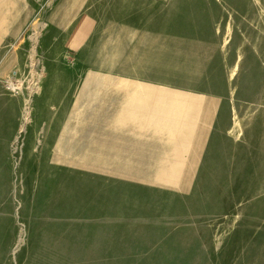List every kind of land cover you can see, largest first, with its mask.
Masks as SVG:
<instances>
[{
    "label": "rangeland",
    "instance_id": "374dc122",
    "mask_svg": "<svg viewBox=\"0 0 264 264\" xmlns=\"http://www.w3.org/2000/svg\"><path fill=\"white\" fill-rule=\"evenodd\" d=\"M148 81L215 98L191 181ZM263 114L264 0H0V264H264Z\"/></svg>",
    "mask_w": 264,
    "mask_h": 264
},
{
    "label": "crops",
    "instance_id": "0c3cea01",
    "mask_svg": "<svg viewBox=\"0 0 264 264\" xmlns=\"http://www.w3.org/2000/svg\"><path fill=\"white\" fill-rule=\"evenodd\" d=\"M192 70L196 72L197 67L192 68ZM253 79L254 77L252 74L249 78H246L245 84L247 85V91L251 90L250 86L253 88ZM149 85L152 87V90L156 91L155 101L159 102L160 108H164L167 114L183 117V127L180 132L182 133L181 137H178L175 142H170L172 150L169 153H164V155L159 158L158 163L176 166V171L173 173L174 178L180 181H191L193 167L195 165L194 159L198 157L197 151L201 146L202 135L205 133L204 123L210 117V111L215 98L210 92L186 91L191 94H185V92H178V90H176V92L165 86L157 87L151 82H149ZM231 90L233 91V89ZM158 91L159 94H157ZM157 95H159V98H157ZM262 117V121L264 122V114ZM231 126H233V116L232 123L226 129L227 133L229 132ZM260 140L262 142L264 138L262 139L261 137ZM225 143L226 141L223 140V143L213 142L211 144L210 151L214 159L225 158ZM217 163L220 164L221 161L219 160Z\"/></svg>",
    "mask_w": 264,
    "mask_h": 264
},
{
    "label": "bare ground",
    "instance_id": "6f19581e",
    "mask_svg": "<svg viewBox=\"0 0 264 264\" xmlns=\"http://www.w3.org/2000/svg\"><path fill=\"white\" fill-rule=\"evenodd\" d=\"M241 58H242V53H241V51L239 50V51H237V60H236V62H235V64H234V66L231 68L230 77H232L233 75H235L236 70H237V68H238V63H239V61L241 60ZM137 82H138V81H137ZM139 82H140V81H139ZM233 121H234V123L237 124V125L240 123V122H239V118L236 117L235 113H233ZM233 132H234V125L231 126V128L229 129V132H228V133L233 134Z\"/></svg>",
    "mask_w": 264,
    "mask_h": 264
}]
</instances>
